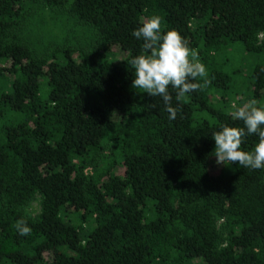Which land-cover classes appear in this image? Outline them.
<instances>
[{
  "label": "trees",
  "instance_id": "trees-1",
  "mask_svg": "<svg viewBox=\"0 0 264 264\" xmlns=\"http://www.w3.org/2000/svg\"><path fill=\"white\" fill-rule=\"evenodd\" d=\"M40 8L91 28L94 42L38 55L24 30ZM154 15L198 51L211 81L179 101L172 92L175 120L131 87L143 51L132 32ZM235 43L263 57L248 88L261 101L264 0H0V85L13 77L0 96V264H264V168L211 173L212 134L243 127L218 61Z\"/></svg>",
  "mask_w": 264,
  "mask_h": 264
},
{
  "label": "clouds",
  "instance_id": "clouds-1",
  "mask_svg": "<svg viewBox=\"0 0 264 264\" xmlns=\"http://www.w3.org/2000/svg\"><path fill=\"white\" fill-rule=\"evenodd\" d=\"M132 35L143 41V51L130 60L134 70L131 87L150 97H160L168 118L175 120L181 108L172 106V92L179 101L211 83L198 51L190 48L187 39L176 30L162 32V18L155 15L145 19ZM198 78L202 82H195ZM257 103L252 100L240 107L233 104L229 115L234 121H242L243 127L222 125L212 134L217 165L235 163L253 170L264 168V107H257ZM253 135L258 143L251 151L241 150L245 139ZM15 228L21 236L31 233L23 218L17 220Z\"/></svg>",
  "mask_w": 264,
  "mask_h": 264
},
{
  "label": "rangeland",
  "instance_id": "rangeland-1",
  "mask_svg": "<svg viewBox=\"0 0 264 264\" xmlns=\"http://www.w3.org/2000/svg\"><path fill=\"white\" fill-rule=\"evenodd\" d=\"M24 35L31 42L38 55H43L50 50L64 46H69L77 51L87 49L95 40V34L91 28L79 23L65 12H57L48 8H40L35 11L27 23ZM231 47L223 54L224 57L221 56L218 61L232 77L230 88L227 91V101L231 104V107L233 104L240 107L252 100H256L252 97L248 88L252 84L251 75L253 68L261 62L263 57L248 53L242 43H235ZM114 51L116 53L115 60L120 62L124 57V53L118 48H115ZM0 65H3L2 61H0ZM12 79L11 75H4L0 85V96L4 92L9 91V83ZM213 97L214 95H212ZM214 99L217 104L222 103L219 94L216 93ZM256 101L258 102L257 107H264V99ZM14 116L15 114H12L9 117ZM8 121L6 119V122ZM225 167L224 165H217L216 157L211 160V173L218 174ZM40 208L41 197L37 195L29 204L27 211L32 217H36L40 213Z\"/></svg>",
  "mask_w": 264,
  "mask_h": 264
}]
</instances>
